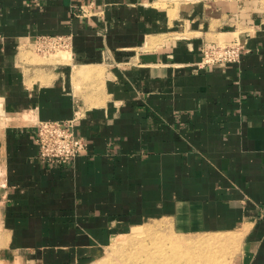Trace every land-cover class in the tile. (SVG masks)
<instances>
[{
	"label": "crops",
	"instance_id": "1",
	"mask_svg": "<svg viewBox=\"0 0 264 264\" xmlns=\"http://www.w3.org/2000/svg\"><path fill=\"white\" fill-rule=\"evenodd\" d=\"M257 4L0 0V264H95L150 219L186 239L229 235L228 264H264ZM44 36L71 45L42 53ZM234 40L240 60L198 67L203 47ZM75 112L88 151L43 162L39 122Z\"/></svg>",
	"mask_w": 264,
	"mask_h": 264
},
{
	"label": "rangeland",
	"instance_id": "2",
	"mask_svg": "<svg viewBox=\"0 0 264 264\" xmlns=\"http://www.w3.org/2000/svg\"><path fill=\"white\" fill-rule=\"evenodd\" d=\"M259 4L264 8V0H258L257 5L259 6ZM224 42L227 41H222V43ZM49 53H52V56L59 57L63 51L57 49L49 51L47 54ZM60 60L62 59L60 58ZM159 221H162V225ZM155 224L160 225V227L166 226L164 221L159 219H150L141 225L147 227L151 225L156 226ZM165 231L163 229V232L127 241V243H123L124 240L121 239L127 238L130 232L123 236L121 235L120 239L117 238L118 241L116 242L123 241L121 242V249H115L114 246H119V244L113 245L112 243L111 246L104 248L103 252L98 255L95 264H149L148 258L149 260L153 259L154 264H228L230 261L229 254H233L234 248L227 246L229 245L227 242L230 237L229 235H209L224 238V240L220 238V245L216 246H174L172 239L176 238L177 235H169ZM228 251L231 253H228ZM161 255H165V259L161 258ZM166 255H168V258Z\"/></svg>",
	"mask_w": 264,
	"mask_h": 264
},
{
	"label": "built area",
	"instance_id": "3",
	"mask_svg": "<svg viewBox=\"0 0 264 264\" xmlns=\"http://www.w3.org/2000/svg\"><path fill=\"white\" fill-rule=\"evenodd\" d=\"M69 36H44L38 43V51H49L69 48ZM244 45L240 41L219 42L202 48L199 68L209 67L218 62H236L240 60ZM80 113L75 112L69 119L42 120L37 126L35 141L39 147V157L45 163L65 164L88 151L86 138L76 132V122Z\"/></svg>",
	"mask_w": 264,
	"mask_h": 264
},
{
	"label": "bare ground",
	"instance_id": "4",
	"mask_svg": "<svg viewBox=\"0 0 264 264\" xmlns=\"http://www.w3.org/2000/svg\"><path fill=\"white\" fill-rule=\"evenodd\" d=\"M61 57H62V55H61ZM161 225H162V223H161ZM165 225H167V223ZM159 232H163V228H162V226L160 227V225H156V226L151 225V226H147V227H144L143 225H141V226H135L133 228L132 232H130L128 234V237L127 238L121 239V240H124V242L123 241H121V242L127 243V241H132V240L139 239V238H142L144 236H147V235L149 236V235H152L154 233H159ZM220 238L221 237H219V236H214V237H212V236H203L200 239L191 240V239H186L185 237L183 238V237H180V236L179 237L176 236V238L172 239V243H173L174 246H192V245L216 246V245H220L219 244L220 243ZM118 239H120V238L118 237ZM221 239L224 240V238H221ZM117 241H118L117 239L114 240L113 245L119 244V246H114V248L115 249H121L120 246H121L122 243L121 242L116 243ZM166 257L168 258V255H166ZM161 258H164L165 259V255H163ZM132 259H133V257H132ZM148 263L149 264H154V260L153 259H150L149 260V258H148Z\"/></svg>",
	"mask_w": 264,
	"mask_h": 264
}]
</instances>
